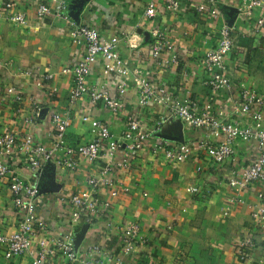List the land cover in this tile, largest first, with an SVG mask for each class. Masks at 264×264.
Instances as JSON below:
<instances>
[{"label":"crops","instance_id":"obj_1","mask_svg":"<svg viewBox=\"0 0 264 264\" xmlns=\"http://www.w3.org/2000/svg\"><path fill=\"white\" fill-rule=\"evenodd\" d=\"M242 1L181 0L175 10H167L162 3H155V16L148 19L145 11L151 0H67L64 19L71 18L93 27L104 39L118 40V51L129 67L142 69L150 80L163 85L175 98L199 103L212 98L213 107L218 108L228 105L231 97L227 93L212 95L203 85L202 58L216 45L224 27L231 30L234 41L226 60L228 76L235 86L244 85L264 95V35H257L250 21L239 13ZM192 3H204L206 14L193 12L190 9ZM39 4L53 6L48 0H14V10L27 18L25 27L0 21V84L14 83L25 96L34 94L46 111L63 112L68 107L72 80L60 71L75 64L83 49L71 44L64 19L48 16L39 21L36 18ZM211 9L217 11V18L208 15ZM155 29L164 32L174 44L181 61L179 67L164 68L151 59L146 41ZM98 68V64L93 68L91 84L98 81ZM46 74L54 76L51 86L56 93L50 100L40 96L35 87V79ZM107 89L115 95L113 85H108ZM137 97V90L131 83L127 102L134 104ZM86 104L81 101L72 112L73 123L66 133L70 145L88 138L78 119L84 111L109 122L116 133L124 129L122 120L109 118L107 112L100 109H88ZM16 108L8 100L0 102V133L27 131L36 138H44L48 131L46 119L35 127L22 129L16 125L19 121L14 114ZM26 114L24 111L23 116ZM160 116L165 118L160 133L171 141L190 143L205 138L203 131L191 129L169 117L166 109L154 110L152 117ZM150 121L148 118L147 123ZM150 148L151 145H146L140 157L132 162L131 169L120 179L121 187L128 188L129 192L110 199L113 225L118 228L126 222L138 223L141 236L147 240L130 257L123 258L125 264H264L259 250L242 262L236 256L240 241L257 234L250 213L260 205L258 193L264 187L254 185L244 191H235L227 185L232 172H240L249 165L254 156L253 143H237L233 158L221 165L213 164L199 150H194L185 162L170 164L161 151L153 154ZM91 170L94 167L82 163L74 174L56 171L49 178L40 180L28 177L41 192L38 209L48 222L50 235L68 232L79 254L101 241L105 232L102 223L91 227L82 222L73 223L69 206L61 201V197L82 190ZM190 187L198 188L199 192L188 193ZM15 230L8 184L6 179H0V235L8 237ZM105 247L111 254L119 253L115 237L107 241ZM5 251V245L0 244V264H31L29 256L6 260ZM45 264L66 263L55 258L48 259Z\"/></svg>","mask_w":264,"mask_h":264},{"label":"built area","instance_id":"obj_2","mask_svg":"<svg viewBox=\"0 0 264 264\" xmlns=\"http://www.w3.org/2000/svg\"><path fill=\"white\" fill-rule=\"evenodd\" d=\"M0 2V21L16 27L27 26L25 15L14 10V0ZM48 2L53 6L39 4L36 18L39 21L48 16L64 19L67 0ZM180 2L151 0L145 16L148 19L155 16V3H162L167 10H175ZM190 9L204 15L207 6L192 3ZM207 13L212 18L218 16L216 10L211 9ZM239 13L250 21L257 35H264L263 0H243ZM65 21L71 44L83 49L81 58L75 64L60 71L72 80L65 111H46L34 94L25 96L14 83L0 84V102L8 100L17 107L14 110L15 118L19 119L17 126L23 129L35 127L42 119L48 122V131L41 139L27 131L5 130L0 133V179L7 181L16 220V230L11 235H0V244L6 247V260L29 256L31 264H45L48 259L55 258L66 264H125L123 258L130 257L147 240L141 236L138 223L126 222L118 228L113 225L110 199L129 192L128 188L121 187L120 179L131 169L132 162L140 157L146 145H151L153 154L161 151L170 164L185 162L194 150H199L213 164L221 165L233 158L237 143H253L254 156L249 165L240 172H232L227 185L235 191H244L254 185L264 187V95L244 85L235 86L228 76L226 60L234 46L229 28L220 30L216 45L202 58L205 72L203 85L212 95L227 93L231 97L228 105L214 108L212 98L206 103L175 98L163 85L150 80L142 69L129 67L118 51V40L104 39L97 29L79 24L74 19ZM146 43L151 59L158 65L164 68L180 66L178 51L164 32L159 29L151 31ZM97 64L98 81L91 84L89 81ZM53 77L46 74L35 79L38 93L47 100L56 93L51 86ZM131 83L138 94L134 104L127 102ZM108 85H113L115 95L108 91ZM81 101H86L88 109H100L107 112L109 118L122 120L124 129L116 133L109 122L84 111L78 119L85 127L88 138L70 145L66 133L73 123L72 112ZM160 109H166L169 117L178 119L189 128L203 131V141L178 143L162 136L160 132L165 118L152 117L154 110ZM24 111L27 114L23 116ZM148 118H151L150 124L147 123ZM82 163L94 167L85 177V187L61 197V201L69 206L73 223L82 222L87 227L102 223L105 234L101 241L79 254L68 232L50 235L48 222L38 209L41 192L28 177L40 180L49 178L56 171L74 174L80 170ZM187 192L196 194L199 189L190 187ZM258 198L260 205L250 213L257 234L244 238L237 246L236 256L241 262L249 259L256 250L261 251L264 257V189L258 193ZM112 237H115L119 247L117 255L111 254L105 247Z\"/></svg>","mask_w":264,"mask_h":264}]
</instances>
